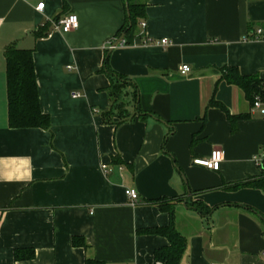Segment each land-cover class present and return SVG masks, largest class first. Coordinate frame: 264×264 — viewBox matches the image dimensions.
Listing matches in <instances>:
<instances>
[{"label": "crops", "instance_id": "crops-1", "mask_svg": "<svg viewBox=\"0 0 264 264\" xmlns=\"http://www.w3.org/2000/svg\"><path fill=\"white\" fill-rule=\"evenodd\" d=\"M136 1L144 17L132 42L111 48L123 0H0V264H149L168 244L143 231L169 225L160 202L173 204L186 240L180 264H264V191L244 184L262 176L264 113L222 80L233 67L264 86V0ZM68 14L78 27L54 31ZM10 44L32 50L48 129L10 126ZM106 56L132 82L121 123L102 117L111 108ZM213 149L224 152L218 170L193 163ZM125 188L137 191L134 205Z\"/></svg>", "mask_w": 264, "mask_h": 264}, {"label": "trees", "instance_id": "trees-1", "mask_svg": "<svg viewBox=\"0 0 264 264\" xmlns=\"http://www.w3.org/2000/svg\"><path fill=\"white\" fill-rule=\"evenodd\" d=\"M126 18L121 25L120 30L116 34L117 38L121 35L130 37L126 42H132L131 31L137 24L139 19L144 17V6L136 0H123ZM128 12V15H127ZM4 57L6 62V77H7V91H8V120L12 128H42L48 129L50 126V119L40 109L38 102V90L36 85V76L34 73V63L32 61V50L21 49L15 47L13 44L7 45L4 50ZM222 80L228 84L240 87L245 92L247 99L251 103L254 102V95H259L264 100V86L258 83L256 78L242 75L239 70L233 67H225L223 69ZM102 71L108 74L110 84L108 88V95L110 97L111 108L108 112L103 114L106 123L111 122L112 116L119 118L118 123H121L125 116V101L126 86L132 82L123 74H118L110 69L108 65L107 56L105 57ZM254 84L260 85L261 90H258ZM133 98H136V90L133 92ZM215 105H219L217 101H213ZM138 110V109H137ZM231 122V129L235 130V119L228 114ZM264 150V148H263ZM262 176L245 182L246 185L253 187H260L264 191V163L261 166ZM160 208L168 213L170 218L169 225L165 227H155L143 229L149 234H160L166 237L168 244L166 246L158 247L153 253V260L149 264H180V260L185 252L186 240L176 231L173 226V204L159 203ZM198 214H206L211 211L210 208L202 203L192 204ZM73 245L77 247H85V240L81 237L73 238ZM18 257V254L15 253ZM84 264H104L100 260L86 259Z\"/></svg>", "mask_w": 264, "mask_h": 264}, {"label": "built area", "instance_id": "built-area-1", "mask_svg": "<svg viewBox=\"0 0 264 264\" xmlns=\"http://www.w3.org/2000/svg\"><path fill=\"white\" fill-rule=\"evenodd\" d=\"M44 7V2L38 3L35 7L36 10L42 11ZM79 19L78 16L74 14H68L65 17L61 18L58 22L53 23V30L58 32H69L71 30H75L78 27ZM145 23H141V26H144ZM51 33H48L47 36H50ZM262 37V30L259 28L255 31V35H253V38H260ZM123 40L120 41V43ZM163 46L169 44L168 40L166 38L161 39L159 41ZM178 71L181 74H187L190 72V67L187 64H182L178 68ZM79 93L72 94V97H78ZM253 106L256 108H260L261 111L264 113V103L256 98V100L253 103ZM257 162L259 164V167L262 166L264 163V153L258 154L257 156ZM224 152L221 149H213L207 158H197L193 160V163L195 165H200L208 168L209 170H218L221 162L224 160ZM101 168L104 172H106L107 167L105 164L101 165ZM125 194L127 198L129 199L130 203L132 205L135 204L136 200L138 199V193L133 188H125Z\"/></svg>", "mask_w": 264, "mask_h": 264}, {"label": "water", "instance_id": "water-1", "mask_svg": "<svg viewBox=\"0 0 264 264\" xmlns=\"http://www.w3.org/2000/svg\"><path fill=\"white\" fill-rule=\"evenodd\" d=\"M127 15H128V12H127ZM128 16H129V15H128ZM123 38H124V35H121L120 38H118L114 43H112L113 45L111 46V48H114V47L118 46V45L120 44V41L123 40ZM135 41H136V43H138V42H139V38H136ZM254 86H255L258 90H261V88H260L258 85L254 84Z\"/></svg>", "mask_w": 264, "mask_h": 264}]
</instances>
